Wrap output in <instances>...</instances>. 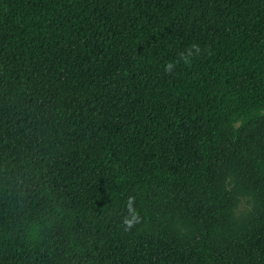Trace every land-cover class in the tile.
<instances>
[{
  "label": "trees",
  "instance_id": "trees-1",
  "mask_svg": "<svg viewBox=\"0 0 264 264\" xmlns=\"http://www.w3.org/2000/svg\"><path fill=\"white\" fill-rule=\"evenodd\" d=\"M0 264H264V0H0Z\"/></svg>",
  "mask_w": 264,
  "mask_h": 264
},
{
  "label": "clouds",
  "instance_id": "clouds-1",
  "mask_svg": "<svg viewBox=\"0 0 264 264\" xmlns=\"http://www.w3.org/2000/svg\"><path fill=\"white\" fill-rule=\"evenodd\" d=\"M135 215V214H134ZM129 224L131 225V222H129Z\"/></svg>",
  "mask_w": 264,
  "mask_h": 264
}]
</instances>
